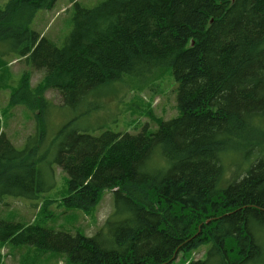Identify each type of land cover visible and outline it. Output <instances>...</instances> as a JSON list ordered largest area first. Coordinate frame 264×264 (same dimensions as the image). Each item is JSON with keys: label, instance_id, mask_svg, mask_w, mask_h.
<instances>
[{"label": "trees", "instance_id": "16d2710c", "mask_svg": "<svg viewBox=\"0 0 264 264\" xmlns=\"http://www.w3.org/2000/svg\"><path fill=\"white\" fill-rule=\"evenodd\" d=\"M56 1L0 8V84L10 53L45 71L33 85L26 70L10 92L8 106H25L37 121L24 148L0 115V204L54 187L39 165L60 139L52 161L69 178L59 205L90 212L110 190L114 210L86 236L44 226L53 201H41L30 223L0 219V242L64 254L68 264H170L201 247L204 256L187 264H264V0H104L91 8L70 0L72 30L61 46L31 27ZM158 68H171L178 82L179 116L155 132L99 136L70 121L45 147L47 93L78 109L93 89ZM227 156L241 161L229 178Z\"/></svg>", "mask_w": 264, "mask_h": 264}, {"label": "rangeland", "instance_id": "374dc122", "mask_svg": "<svg viewBox=\"0 0 264 264\" xmlns=\"http://www.w3.org/2000/svg\"><path fill=\"white\" fill-rule=\"evenodd\" d=\"M8 0H0V8ZM81 6L91 8L104 0H77ZM70 0H57L51 9H41L31 27L53 39L59 46L72 30V12L74 7ZM6 66L8 78L0 84V115L2 128L16 147L24 148L27 138L36 133L37 121L33 112L23 105L8 106L11 90L18 84L21 75L26 70H33L27 60L16 53H10L2 59ZM34 73L32 84L36 85L44 76L45 71ZM146 77L123 75L103 87L93 89L84 99L80 108L75 109L66 105L56 92L46 95L53 101L51 104V124L48 131L46 146H50L60 128L72 121L70 128H76L99 136L104 130L115 133H138L143 129L155 132L160 121L171 120L181 114L178 101V82L171 68H158ZM57 90L56 88H52ZM58 91V90H57ZM52 103V102H51ZM33 125L35 129L33 130ZM27 127V128H26ZM60 139L51 148V153L45 162H41L44 178L54 179V187L42 192L38 198L31 199L7 195L0 204V219L12 222L30 223L38 213L41 201L52 200L53 203L40 216L41 223L55 231H65L86 236H93L103 225L106 218L114 210V193L106 190L101 202L90 212L67 209L59 205L68 194V174L52 160ZM236 158H242L238 155ZM225 178L237 174L238 164L227 156ZM38 203L36 204V202ZM36 204V206H35ZM206 247L196 251H182L170 264H187L204 256ZM29 253L25 256L24 264L50 263L66 261V255L49 253L40 256L35 248L30 246H14L11 243L0 242V259L3 264H15L18 253ZM5 252H8L5 255ZM71 264V263H70ZM86 264V263H79Z\"/></svg>", "mask_w": 264, "mask_h": 264}, {"label": "crops", "instance_id": "0c3cea01", "mask_svg": "<svg viewBox=\"0 0 264 264\" xmlns=\"http://www.w3.org/2000/svg\"><path fill=\"white\" fill-rule=\"evenodd\" d=\"M22 264V263H21Z\"/></svg>", "mask_w": 264, "mask_h": 264}]
</instances>
